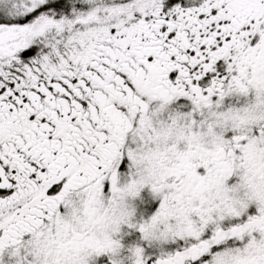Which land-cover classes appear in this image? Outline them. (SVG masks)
Segmentation results:
<instances>
[{"label": "snow or ice", "instance_id": "obj_1", "mask_svg": "<svg viewBox=\"0 0 264 264\" xmlns=\"http://www.w3.org/2000/svg\"><path fill=\"white\" fill-rule=\"evenodd\" d=\"M0 264H264V0H0Z\"/></svg>", "mask_w": 264, "mask_h": 264}]
</instances>
